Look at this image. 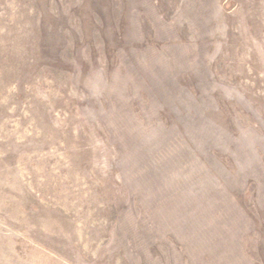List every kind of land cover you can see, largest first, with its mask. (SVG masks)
<instances>
[{
  "label": "rangeland",
  "instance_id": "1",
  "mask_svg": "<svg viewBox=\"0 0 264 264\" xmlns=\"http://www.w3.org/2000/svg\"><path fill=\"white\" fill-rule=\"evenodd\" d=\"M0 264H264V0H0Z\"/></svg>",
  "mask_w": 264,
  "mask_h": 264
}]
</instances>
